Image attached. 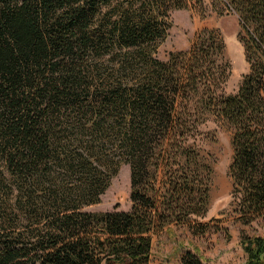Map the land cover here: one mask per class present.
<instances>
[{
  "label": "trees",
  "instance_id": "obj_1",
  "mask_svg": "<svg viewBox=\"0 0 264 264\" xmlns=\"http://www.w3.org/2000/svg\"><path fill=\"white\" fill-rule=\"evenodd\" d=\"M211 10L244 34L235 95L215 31L157 57L173 12ZM212 118L234 132L236 223L261 230L246 264H264V0H0V264H150L156 236L208 214ZM124 166L130 211H88Z\"/></svg>",
  "mask_w": 264,
  "mask_h": 264
},
{
  "label": "rangeland",
  "instance_id": "obj_2",
  "mask_svg": "<svg viewBox=\"0 0 264 264\" xmlns=\"http://www.w3.org/2000/svg\"><path fill=\"white\" fill-rule=\"evenodd\" d=\"M172 28L169 36L158 49L157 57L166 61L173 52L187 51L197 36L205 30L215 31L225 46V58L230 64V75L224 87L226 95L237 94L250 66L246 60L244 36L238 18L221 16L209 11L202 15L197 11H175L171 15ZM205 133L202 148L213 167V182L210 192L209 211L195 232L188 227L174 225L156 236L150 264H182V256L191 251L207 264H246L248 255L241 244L242 232L255 235L258 227H242L236 223L231 192L233 182L230 167L234 158L232 145L233 129L212 118L203 127ZM130 168L124 166L100 204L88 211L106 213L130 211ZM203 232V234L201 233Z\"/></svg>",
  "mask_w": 264,
  "mask_h": 264
}]
</instances>
